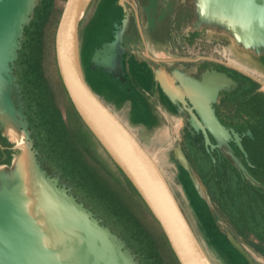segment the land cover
Masks as SVG:
<instances>
[{
  "label": "water",
  "instance_id": "water-1",
  "mask_svg": "<svg viewBox=\"0 0 264 264\" xmlns=\"http://www.w3.org/2000/svg\"><path fill=\"white\" fill-rule=\"evenodd\" d=\"M93 0H65L54 35V53L62 86L82 124L136 191L160 227L178 264H213L198 241L157 162L129 128L94 93L85 80L79 49V25ZM126 13L111 42L90 60L91 69L118 78L128 22ZM194 15L188 31L209 28L229 38L235 50L264 56V0H188ZM40 0H0V135L13 145L9 165H0V264H140L126 243L76 199L56 172L38 160L32 129L23 111L14 66L24 28L30 26ZM115 27L117 25L115 24ZM122 80V77H120ZM225 74L206 72L194 83L191 98L203 125L190 113L188 121L217 142L229 164L252 185L259 184L233 155L231 134L211 107L220 91L234 89ZM236 143L237 134L234 133ZM176 163L185 169L201 198L214 213L205 188L195 178L179 146ZM225 236L246 264H264L230 232Z\"/></svg>",
  "mask_w": 264,
  "mask_h": 264
},
{
  "label": "flooded vegetation",
  "instance_id": "flooded-vegetation-1",
  "mask_svg": "<svg viewBox=\"0 0 264 264\" xmlns=\"http://www.w3.org/2000/svg\"><path fill=\"white\" fill-rule=\"evenodd\" d=\"M103 1L93 0L79 25L80 59L86 82L141 144V134H153L160 128L179 129L174 140L173 137L166 138V144L170 145L161 153L164 165L157 164L198 241L182 202L192 210L196 225L217 263L240 264L223 253L235 250L218 247L210 226L220 229V220L225 222L232 215L247 222L252 219L254 209L249 211L246 203L251 205L253 200H259L264 204L257 196L264 193V169L258 156L261 155L263 160L264 56L254 57L235 50L225 36L212 34L207 28L186 31L194 15V7L188 0H126L128 22L120 42L123 51L119 55L122 71L118 78H113L100 68L92 70L90 60L95 50L104 42H111L122 26L126 13L118 0L114 5L116 14L101 29L91 50L87 49L88 33L103 12ZM157 49L161 56L155 54ZM212 71L225 74L237 84L234 89L220 91L211 107L220 124L231 134L226 142L233 155L259 183L257 185H252L229 164L207 130L208 144L203 131L196 130L188 121L191 112L203 125L191 98H194V83L201 82L205 73ZM27 119L31 126L28 115ZM155 137L162 139V135ZM177 146L193 169L195 178L205 188L214 213L199 195L189 173L177 165L174 157ZM14 152L13 145L0 135V165H9ZM42 166L47 173L53 172ZM163 168L167 169V175ZM59 179L64 182L60 176ZM243 203L249 218L241 210ZM225 207L228 215H225ZM254 214L258 220L262 215L259 209ZM209 259L215 264L211 257Z\"/></svg>",
  "mask_w": 264,
  "mask_h": 264
},
{
  "label": "rangeland",
  "instance_id": "rangeland-1",
  "mask_svg": "<svg viewBox=\"0 0 264 264\" xmlns=\"http://www.w3.org/2000/svg\"><path fill=\"white\" fill-rule=\"evenodd\" d=\"M115 1H103V12L88 33L89 51L102 32L101 29L116 14ZM64 2L65 0H40L30 26L24 28L21 49L18 51L13 72L21 91L23 111L31 121L34 147L40 154L38 160L69 184L76 199L134 251L140 264H178L157 222L82 124L62 86L55 61L54 35ZM155 54L162 55L158 49ZM90 76L93 77L92 72ZM103 77L112 82L107 76ZM178 131L177 128L169 127L157 129L153 134H141L143 146L160 165H164L161 153L170 145L166 144V138L173 137L174 140ZM160 135L161 140L155 137ZM258 156L262 159L261 155ZM164 171L167 175V169ZM257 196L264 201V193ZM182 206L208 256L218 264L215 256L209 252L192 210L184 202ZM246 206L249 211L259 209L262 213L259 221L264 224V204L253 200L251 205L246 203ZM224 211L228 215L226 207ZM219 227L220 229L210 226L219 248L233 249L225 236V232H230L257 259L264 258L263 230L253 231L252 226L244 219L233 218V215L225 222L220 220ZM259 250L263 252H257ZM223 253L236 263L246 264L236 251Z\"/></svg>",
  "mask_w": 264,
  "mask_h": 264
},
{
  "label": "crops",
  "instance_id": "crops-1",
  "mask_svg": "<svg viewBox=\"0 0 264 264\" xmlns=\"http://www.w3.org/2000/svg\"><path fill=\"white\" fill-rule=\"evenodd\" d=\"M88 131V130H87ZM91 135V134H90ZM9 143V142H8ZM10 144V143H9ZM15 153V152H14ZM13 153V154H14ZM12 154V155H13ZM153 157V156H152ZM11 159H12V156H11ZM153 159L156 161V162H158L154 157H153ZM11 162V161H10ZM260 165H261V167L264 169V159L262 160V159H260ZM241 210H242V212L245 214V216H249V212H247V208H245V206H241ZM255 212V211H254ZM254 212L252 213V219H248L247 220V224H250L251 226H252V228L254 229L253 231H255V230H258V231H264V224H263V222H261V221H259L260 219H261V217H259L258 216V218H260L259 220L257 219V217H256V215L254 214ZM251 217V216H250ZM249 218V217H248ZM263 254V253H262ZM264 255V254H263ZM259 259L261 260V259H264V258H262V257H259Z\"/></svg>",
  "mask_w": 264,
  "mask_h": 264
},
{
  "label": "trees",
  "instance_id": "trees-1",
  "mask_svg": "<svg viewBox=\"0 0 264 264\" xmlns=\"http://www.w3.org/2000/svg\"><path fill=\"white\" fill-rule=\"evenodd\" d=\"M118 169V168H117ZM119 170V169H118ZM119 172H120V170H119ZM121 173V172H120ZM121 175H123L122 173H121ZM126 179V178H125ZM126 181L128 182V180L126 179ZM128 184L130 185V187L133 189V187L131 186V184L128 182ZM134 190V189H133ZM135 191V190H134ZM135 193H136V191H135ZM137 194V193H136ZM138 195V194H137Z\"/></svg>",
  "mask_w": 264,
  "mask_h": 264
},
{
  "label": "bare ground",
  "instance_id": "bare-ground-1",
  "mask_svg": "<svg viewBox=\"0 0 264 264\" xmlns=\"http://www.w3.org/2000/svg\"><path fill=\"white\" fill-rule=\"evenodd\" d=\"M133 9V8H132Z\"/></svg>",
  "mask_w": 264,
  "mask_h": 264
}]
</instances>
